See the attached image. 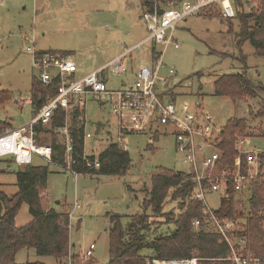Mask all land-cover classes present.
Instances as JSON below:
<instances>
[{"label": "rangeland", "instance_id": "obj_1", "mask_svg": "<svg viewBox=\"0 0 264 264\" xmlns=\"http://www.w3.org/2000/svg\"><path fill=\"white\" fill-rule=\"evenodd\" d=\"M159 4L164 7L168 0ZM144 8L142 0H3L0 4V92H7L9 96L0 101V121L15 128L33 116L31 105L21 107L16 103L21 97H30L33 80L38 75L28 47L67 53L78 67L77 76L86 75L146 38ZM240 33L238 20L232 19L230 24L216 14L201 12L181 21L174 32L179 47L156 46L164 51L158 89L173 97L180 111L201 106L215 117L219 128L233 117L247 118L249 127L242 136L247 148L263 149L264 139L259 134L264 120L255 118V113L264 104V89L257 97L237 101L215 94L214 82L219 76L239 72H246L255 84L264 88V57L255 54L249 41L239 46ZM152 47L151 43L142 45L125 62L132 68H137L142 61L150 63ZM170 69L174 71L172 74ZM122 80L112 76L109 85L120 87ZM87 115L89 131H93L94 124L102 125L101 132L96 131L89 139L88 151L102 152L114 139L110 140L111 136L117 134L116 118L109 109H99L94 102L89 104ZM125 142L131 159L126 175H81L75 181L71 173L48 165L36 156L32 159V165L49 168L44 195L49 207L69 213L75 200L81 203L82 207L69 219L70 253L81 257L95 243L92 257L96 264L109 261L110 217L121 215L126 227L132 215L143 212L142 204L149 196L154 171L161 167L189 172L170 134L160 131L156 140L147 132L129 134ZM9 159H0V190L12 196L18 191L17 172L21 167ZM207 201L210 207L218 208L220 193H210ZM164 211H171L174 217L179 211L177 202H168ZM165 219L160 217L162 221ZM31 220L29 205L24 203L15 225L21 227ZM167 228L174 230L175 225L165 224L162 230ZM142 254L149 256L151 251L145 248ZM79 257L77 264L81 263ZM16 262L60 264L52 256L38 255L33 248L20 250Z\"/></svg>", "mask_w": 264, "mask_h": 264}, {"label": "built area", "instance_id": "obj_2", "mask_svg": "<svg viewBox=\"0 0 264 264\" xmlns=\"http://www.w3.org/2000/svg\"><path fill=\"white\" fill-rule=\"evenodd\" d=\"M264 0H181L168 1L164 7L155 4L154 9L144 8L142 18L147 28V36L136 46L126 49L107 64L83 76H77L78 67L67 53L59 51H40L28 47L33 66L38 72L37 80L50 91L45 102L34 108L32 94L29 98H19L21 107L31 105L32 118L18 127L4 126L0 123V159L10 158L20 166L32 165L34 156L47 164L72 174L75 181L81 175H92L101 167V152H89L88 142L101 124H94L89 131L87 109L94 102L99 109H109L116 118L117 134L111 136L112 142L127 151L126 136L147 132L151 136L163 131L173 136L176 151L183 162L189 166V174L194 182L192 198L202 202L204 219L192 221L196 232H213L224 238L230 248L229 256L222 258L232 264H264V256H257L249 247L244 218L252 213L253 189L257 181L264 183V166L261 163V148H247L245 137H240L235 148L238 153L230 164L218 148L217 142L221 128L216 126L215 117L201 106L192 110L180 111L173 98L158 89L159 70L163 66L164 51L157 45L179 47L174 37L177 25L190 16L201 12L216 14L222 19H232L237 15L240 3L256 6ZM3 0H0V4ZM146 43L152 44L151 64L141 62L137 68L126 63L131 53ZM174 71L170 69L172 74ZM112 76L122 77L120 87L109 85ZM165 81H168L167 78ZM77 111L85 114L83 150L74 142L72 135V116ZM63 114L59 125L54 120ZM40 126L42 129L38 130ZM56 142L57 148L54 147ZM228 189L235 194L237 214L222 218L218 215L222 200ZM219 192L221 202L218 208L210 207L207 196ZM78 200L72 205L69 219L74 211L81 208ZM244 223V225H243ZM264 226V224H263ZM96 248L91 243L81 255L86 262L93 256ZM70 253L62 264H74ZM199 257L159 259L150 256L147 264H198Z\"/></svg>", "mask_w": 264, "mask_h": 264}, {"label": "trees", "instance_id": "obj_3", "mask_svg": "<svg viewBox=\"0 0 264 264\" xmlns=\"http://www.w3.org/2000/svg\"><path fill=\"white\" fill-rule=\"evenodd\" d=\"M164 1L166 2V0H142V4L145 8L153 10L156 3ZM232 19L238 20L241 24V33L237 37L238 45L249 41L255 54L264 57V1L256 6H245L240 3L237 15ZM232 19L226 20L231 24ZM214 87L216 95L229 97L233 101L257 97L258 92L264 89L261 85L255 84L246 72L221 75L215 80ZM49 91L37 78H34L31 94L35 109L45 102ZM8 96L7 92H0V101L8 99ZM249 111L251 112V109ZM255 118L264 120V104L255 113ZM61 120L63 114L59 113L54 125H59ZM85 121L83 111L73 113L72 135L75 145L80 150H83ZM1 124L10 126L9 123ZM248 127L247 118L233 117L221 128L217 146L226 157L225 162L231 164L237 157L235 143L246 133ZM37 129L42 128L38 126ZM158 135L160 133L155 132L151 138L156 140ZM259 135L264 139V128ZM53 145L55 148L58 147L56 142ZM260 159L264 166V148ZM100 160V169L91 173L92 175H126L131 168L129 153L115 142H111L101 152ZM9 162L15 163L13 159H9ZM20 167L16 182L18 191L9 196L0 190V264H19L16 262V255L24 248H33L38 255L52 256L62 264L70 254L69 216L66 211L58 212L49 207L44 197L49 168L31 164ZM150 181L151 190L143 201L142 213L132 215L126 227L121 222V215L110 217L107 264H147L150 256L159 259L195 256L200 258L198 264H232L231 261L222 259L230 254V248L222 236L204 229L196 232L192 228V221L196 218L204 219L205 215L202 211V202L192 198L194 182L191 175L188 172L159 167L151 174ZM168 197L169 199L166 200ZM171 201H176L179 208L174 217H171V211H164L165 205ZM24 203L29 205L32 220L24 226L16 227L15 218ZM216 211L222 218L235 216L244 218L243 214H237L235 194L231 189H228L227 197L222 200ZM164 216L166 219L160 220V217ZM243 220L250 249L255 255L264 256L263 182H256L253 189L252 213ZM168 223H173L175 229L167 228L163 231V226ZM145 248L151 251L149 256L142 254ZM72 257L74 264H77L79 256ZM80 258V262L83 263ZM90 259L91 261L84 263L96 264L93 257Z\"/></svg>", "mask_w": 264, "mask_h": 264}, {"label": "crops", "instance_id": "obj_4", "mask_svg": "<svg viewBox=\"0 0 264 264\" xmlns=\"http://www.w3.org/2000/svg\"><path fill=\"white\" fill-rule=\"evenodd\" d=\"M140 43V42H139ZM137 45V44H136ZM40 51H45L44 49H40ZM152 51V50H151ZM151 51H150V55H151ZM153 58H152V55H151V62L150 63H148V64H151L152 62H153V60H152ZM143 63H146V62H144V61H142ZM164 65V64H163ZM173 70V69H172ZM173 98V97H172ZM174 99V98H173ZM97 125V124H96Z\"/></svg>", "mask_w": 264, "mask_h": 264}]
</instances>
